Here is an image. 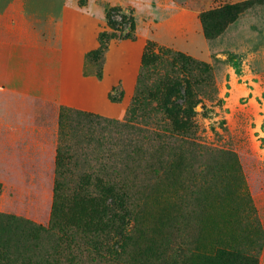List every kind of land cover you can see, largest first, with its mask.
Returning a JSON list of instances; mask_svg holds the SVG:
<instances>
[{
	"label": "rangeland",
	"instance_id": "1",
	"mask_svg": "<svg viewBox=\"0 0 264 264\" xmlns=\"http://www.w3.org/2000/svg\"><path fill=\"white\" fill-rule=\"evenodd\" d=\"M100 1L113 26L89 72L115 81L108 114L17 98L14 117L0 116L5 135L39 128L15 152L33 181H0V264H235L218 251L252 244L264 264V72L245 78L239 32L213 43L201 21L219 39L246 9L264 15V0H160L166 16L152 23ZM211 58L233 69L234 93Z\"/></svg>",
	"mask_w": 264,
	"mask_h": 264
},
{
	"label": "crops",
	"instance_id": "2",
	"mask_svg": "<svg viewBox=\"0 0 264 264\" xmlns=\"http://www.w3.org/2000/svg\"><path fill=\"white\" fill-rule=\"evenodd\" d=\"M124 1L137 7L140 19L148 14L150 23L166 16L160 0ZM100 2L86 0L81 6V0H0V116L14 117L12 108L17 98L108 114V92L115 81L110 78L107 82L106 76L99 81L85 68L87 54L99 48L98 35L105 30L106 15ZM262 13V7L253 6L219 39L210 41L218 42L229 30L239 32V59L248 79L264 72V26L255 30L250 21L257 22ZM213 43H209L211 49ZM193 47L186 45L185 50L193 53ZM113 52L111 46L108 58L112 62ZM212 63L217 80L231 79L230 92L234 93L237 84L233 69L221 60L213 62L211 58ZM9 127L11 134L6 130L5 135L3 128L0 131V181L25 185L33 181V171L30 163H23L21 150L15 152L19 147L29 152L39 128Z\"/></svg>",
	"mask_w": 264,
	"mask_h": 264
},
{
	"label": "trees",
	"instance_id": "3",
	"mask_svg": "<svg viewBox=\"0 0 264 264\" xmlns=\"http://www.w3.org/2000/svg\"><path fill=\"white\" fill-rule=\"evenodd\" d=\"M246 10H248V9H246ZM106 18L108 20L109 25L113 26V22L110 20V18L108 16H106ZM237 20H238V18L236 20H234L232 23H230L223 30V32H222L221 35H223L226 32V30L229 28V26H231ZM201 21H202V24H203V27H204V31H205V34H206L207 38L210 41L216 40L218 38L217 35H213L211 33V31L209 30V27H208L209 18H208V16L203 14L201 16ZM104 39H105V33H103V34L101 33L99 35L100 47L97 50L88 53L87 56H86V67L85 68H86V70H87V72L89 74H92L89 71H92L91 70V67L93 68V66H94V68L96 67L97 70H100L101 64L98 65V62H100L104 58V55H105V53H106V51L108 49V47L104 43ZM145 58H147V55L146 54H145ZM98 74H99V72H98ZM98 77L100 78L101 75H99ZM113 100H115V99H113ZM60 168H61V164L58 166V169L59 170H60ZM84 189H86V188H84ZM58 190H60V188H58ZM252 211H253V208H252ZM121 217H122L121 218L122 219V227L125 230V227L124 226H125V223H127V217L128 216L126 215L125 212H122L121 213ZM251 226L252 227L255 226V227H257V229H259L261 231L260 223H259V221L256 218H253V221L251 223ZM121 236H123L124 241L127 243L128 242V239L126 237L127 235L125 234V232L123 230H120V237ZM261 249H262L261 248V245H257L256 247H255L254 244H252V245H245V246L244 245H235L233 247H223L222 249H220L218 251V253L221 256H227V257H229V261L234 260L235 261V264H258L257 257L259 255V253L261 252Z\"/></svg>",
	"mask_w": 264,
	"mask_h": 264
}]
</instances>
